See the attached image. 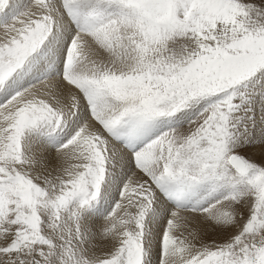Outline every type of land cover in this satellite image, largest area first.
Instances as JSON below:
<instances>
[{
    "label": "snow or ice",
    "instance_id": "obj_1",
    "mask_svg": "<svg viewBox=\"0 0 264 264\" xmlns=\"http://www.w3.org/2000/svg\"><path fill=\"white\" fill-rule=\"evenodd\" d=\"M0 264H264V0H0Z\"/></svg>",
    "mask_w": 264,
    "mask_h": 264
},
{
    "label": "rangeland",
    "instance_id": "obj_2",
    "mask_svg": "<svg viewBox=\"0 0 264 264\" xmlns=\"http://www.w3.org/2000/svg\"><path fill=\"white\" fill-rule=\"evenodd\" d=\"M209 238H211V237H209Z\"/></svg>",
    "mask_w": 264,
    "mask_h": 264
}]
</instances>
